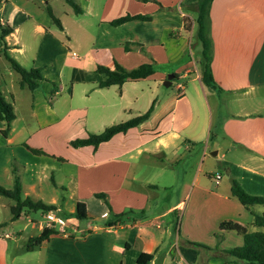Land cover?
I'll return each mask as SVG.
<instances>
[{
	"label": "crops",
	"instance_id": "0c3cea01",
	"mask_svg": "<svg viewBox=\"0 0 264 264\" xmlns=\"http://www.w3.org/2000/svg\"><path fill=\"white\" fill-rule=\"evenodd\" d=\"M54 1L0 0V25L13 30L5 38L8 55L26 70L40 68L44 78L38 90L28 91L26 116L20 119L32 121L31 131L17 123L13 95L15 119L7 137L1 134L0 121V186L11 189L15 171L23 198L54 205L59 213L67 208L69 215L83 203L87 219L51 235L30 252L12 245L21 237L20 230L11 235L0 229V264L15 263L20 252L28 256L21 258L22 264H136L142 254L152 256L148 264L231 260L214 249L241 246L242 238L226 232L217 242L214 234L220 222L245 227L252 223L250 211L231 196V180L247 194L264 197V0L211 3V71L221 91L207 89L200 81L196 64L200 45L194 36V57L186 52L195 30L197 0H74L79 15L63 0L69 9L61 16H74L73 27L68 28L55 13ZM47 6L62 30L52 22ZM126 15L151 19L110 24ZM55 28L67 34V45L58 40ZM47 64L53 67L50 75ZM116 64L126 70L150 64L154 74L98 88L104 76L97 67L114 70ZM65 67L68 101L59 87L51 96L52 83L61 82ZM169 74L186 84H177L176 94L162 95L159 83ZM75 87L80 88L75 98L86 103L83 107L72 106ZM62 100L69 102L64 110L59 109ZM153 103L148 120L126 133L97 148L70 146L75 139L99 134L94 133L97 124L104 130L126 122ZM84 125L92 132L75 138V130ZM209 145L213 150L209 155L224 176L221 171L202 170ZM193 160L199 166L191 173L187 163ZM153 164L160 168L153 169ZM179 164L183 167L177 172ZM217 173L221 178L216 184ZM97 194H104L108 205ZM12 206L0 199V209H9L11 223ZM122 213L128 215L118 220ZM43 224L32 220L31 228L37 232L29 239L41 233Z\"/></svg>",
	"mask_w": 264,
	"mask_h": 264
},
{
	"label": "trees",
	"instance_id": "16d2710c",
	"mask_svg": "<svg viewBox=\"0 0 264 264\" xmlns=\"http://www.w3.org/2000/svg\"><path fill=\"white\" fill-rule=\"evenodd\" d=\"M73 9L74 14L79 15L80 9L74 0H64ZM213 0H197L195 3L196 17L192 20L195 30L193 36L200 45V54L196 61L199 78L203 86L207 89L214 91H221L216 85L212 71V44L210 40V7ZM47 13L51 18L54 25L62 30L61 24L56 19L49 6H47ZM150 16H130L126 15L118 19L113 20L110 24L112 26H119L130 21H149ZM186 22V20H185ZM13 30L7 25H0V55H2L10 64L11 69L16 72L19 77L20 88H26L30 92H35L39 89V84L44 80L42 70L40 68H34L26 70L22 68L15 60L8 55V47L5 42V38L10 35ZM126 48V46H125ZM96 72L102 74L104 79L97 84L98 88H108L110 86H122L126 82H136L144 80L154 74L153 66L150 64H142L135 69L126 70L119 65H115L114 70H110L106 67L98 66ZM174 78H176L174 76ZM58 90V86L52 83L51 96L55 95ZM154 110V103L143 114L134 117L126 122L111 125L105 128L99 134H89L86 138L75 139L70 142V146L73 148L93 147L97 148L100 144L108 142L113 136L119 133H126L129 129L134 128L148 120ZM15 119L13 105L7 102L3 97L0 89V121L4 123V129L1 134L7 137L10 131V124ZM32 154L42 155V152L36 149H32L25 146ZM231 196L235 198L245 209H248L252 216L251 226L254 230H249L248 227L242 226L236 222L225 220L220 222L217 233L214 234L217 242H221L224 238V233L233 232L242 238V245L226 250H220L218 246L215 247V251L224 254L231 260H223V264H264V211L256 213L251 211V208L255 205L262 206L264 208V197L252 196L247 194L234 179L231 180ZM21 182L16 172L13 171V187L11 189H5L0 186V196L5 197L13 201L11 207L12 220H17L23 213L37 212L42 213L48 211H56L57 208L54 205H47L40 201H33L28 197L23 198L21 195ZM97 198L104 201L108 205L106 196L104 194H97ZM132 211L128 212L131 213ZM128 213H122L116 216L118 220H121ZM76 220L87 219L85 205L83 203H77L75 212L70 215ZM58 234L57 231L43 228L41 233L34 238L28 240L25 245L27 252L39 247L43 242L47 241L51 235ZM193 246L200 247L201 245L190 243ZM152 256L148 254H142L136 261V264H148L151 261Z\"/></svg>",
	"mask_w": 264,
	"mask_h": 264
},
{
	"label": "rangeland",
	"instance_id": "374dc122",
	"mask_svg": "<svg viewBox=\"0 0 264 264\" xmlns=\"http://www.w3.org/2000/svg\"><path fill=\"white\" fill-rule=\"evenodd\" d=\"M39 2L40 1H43V0H38ZM54 7V10H55V13L58 14V16H61L63 15V12H64V9H69L67 7V5L63 2V0H55L53 5ZM74 16H70V18L66 19L65 17L62 18L65 26H70V27H73V24L71 23V19H74L73 18ZM55 35L58 37V40H60L62 38V43H64L65 45H67V41H68V36L65 32H60L59 30H57L55 28ZM192 37H190V45H191V48H187L186 52L187 54L190 55V58L192 59V56L194 57V54H195V49H194V38H193V35H191ZM194 45H193V44ZM63 51H61V54H63ZM0 67H1V70H0V88H1V91H2V94L5 98L6 101L8 102H11L12 101V98H11V95H13L14 97L17 98V115L19 117V120H18V124L24 127H27L29 130H25L27 132L31 131V128H32V121L31 120H23L21 121L20 119L23 117V116H26V114H24V107H25V103L28 102V99H30V94L28 92V90L26 89H23L21 90L19 88V85H18V80H19V75L17 73H15L14 71L11 70L10 68V64L1 56L0 58ZM47 72L49 73H52L53 72V67L52 65L50 64H47ZM67 66H70V63L67 64ZM11 70V72H10ZM176 70V69H175ZM56 85H58L59 89L62 91V96H63V99L67 100L68 101V90L70 88V83H69V69L65 67V70L63 72V76H62V79H61V82H58V80L56 81H53ZM186 81L184 79H173L172 80V86H169V87H165L163 86V82L162 83H159V92L163 95V94H176L178 93V90L176 88L177 84H180L182 86H185V83ZM188 82V81H187ZM150 87L152 86L151 84L149 85ZM77 89H80V88H74V100L72 102V106H85V102L83 101H80L78 100L76 97V93H77ZM88 90V88H87ZM98 98V97H97ZM65 100H62V105L59 107L60 110H64L68 105H69V102H65ZM211 100V103L213 102L212 99ZM64 101V103H63ZM78 121L80 120L79 118H76ZM29 124V125H28ZM101 125L97 124L96 126H94L93 128H95V130H97L96 132L94 133H100L102 132L103 129H101L100 127ZM24 130V129H23ZM85 132H92L91 129H88V126L87 125H84V126H78V128L75 130V133H74V136L75 138L77 136H81L82 134L84 135ZM212 148H211V145H209L208 149H206V157H205V160H204V164L202 165V170L205 171L206 173H208L209 171H218L221 173H223V176L225 175L224 171L222 170V168H220L219 164L217 162H215L214 160H212L211 156L209 155L210 152H212ZM221 154H223L222 151L219 152L218 154V159H220L221 157ZM191 156H189V160H190ZM199 160V159H198ZM198 160H193L191 163H187V165H189V167H192L191 168V173H193V171L196 169L197 165L199 166V161ZM200 162H202L200 160ZM154 168L153 169H156L158 170L160 168L159 165H155L153 164ZM181 167H183V165H178L175 167V169L177 170V172L181 171ZM189 171H190V168H188ZM151 171V170H150ZM147 174H149V172ZM170 174L173 175V171L171 170ZM219 174V173H217ZM215 176V175H214ZM155 179H159L158 177H155ZM214 181V180H213ZM160 193H163L162 190H160ZM0 199H2V201H6V203H11L12 205L14 203L10 202L8 199L6 198H3L1 197ZM253 212H256V213H260L262 211H264V208L262 206H258V205H255L252 207ZM65 213H58L59 216L65 218V219H68L69 220V227L72 226L74 223H85V220H76L74 217L70 216L67 212H68V209H64ZM10 212H9V209L6 207V208H1L0 209V224L1 227L0 229H3V230H6V232H9L11 235H12V232H14L15 230H20L21 233L18 234V235H21L20 238H18V242L16 243H13L12 245L15 247L16 245H18V248H21V247H25V245L28 243V240L29 238L35 234L37 231L36 229H32L31 228V225H32V220L33 221H36V222H41V221H44V217H43V213L41 211H37V212H30L28 214H26V216L23 214L21 216L20 219L18 220H14L12 223L9 221V218H10ZM111 218H114L113 215H111ZM68 227V228H69ZM249 228V230H254V228L249 225L247 226ZM16 237V236H15ZM7 241V240H6ZM3 242H1L0 244L2 245ZM11 243V242H10ZM201 244H204V245H207L206 242H200ZM13 250H15V248H11L10 251L13 252ZM25 256L27 255H24L20 252L19 256L17 257V259L15 260L16 262L12 264H22L23 261L21 258H25ZM28 257V256H27ZM9 261L11 260L8 259Z\"/></svg>",
	"mask_w": 264,
	"mask_h": 264
},
{
	"label": "built area",
	"instance_id": "2783aa9c",
	"mask_svg": "<svg viewBox=\"0 0 264 264\" xmlns=\"http://www.w3.org/2000/svg\"><path fill=\"white\" fill-rule=\"evenodd\" d=\"M220 175L214 176V182L217 184L220 180ZM59 210L48 211L43 213L44 224L43 228L57 231L58 233H65V230L69 227V220L58 215ZM5 237H8L5 235Z\"/></svg>",
	"mask_w": 264,
	"mask_h": 264
},
{
	"label": "water",
	"instance_id": "95a60500",
	"mask_svg": "<svg viewBox=\"0 0 264 264\" xmlns=\"http://www.w3.org/2000/svg\"><path fill=\"white\" fill-rule=\"evenodd\" d=\"M173 79H174V75H172V74L167 75L165 81H163V86H165V87H169L170 84H171V81H172Z\"/></svg>",
	"mask_w": 264,
	"mask_h": 264
}]
</instances>
